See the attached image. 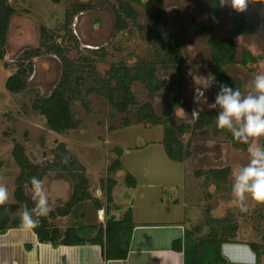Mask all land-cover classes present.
Segmentation results:
<instances>
[{
	"label": "rangeland",
	"instance_id": "1",
	"mask_svg": "<svg viewBox=\"0 0 264 264\" xmlns=\"http://www.w3.org/2000/svg\"><path fill=\"white\" fill-rule=\"evenodd\" d=\"M219 1L221 5L217 18L214 16L210 0L132 1L138 12L139 25L146 24L151 12L163 11L165 29L175 33L182 46L185 59L183 89L178 106L166 119L167 124L193 123L198 110H215L208 107L216 93L209 88L204 92L207 102L199 96V101L194 99L196 89L207 85L205 78L209 75L210 59L208 39L211 33H196L191 22L193 17L213 25V34L218 37L229 35L233 20H245L247 30L237 37L236 58L233 63L227 64L225 69L229 74L241 78V93L245 95L251 91L250 80L257 74H264V4L250 3L245 11L236 12L227 0H224V3ZM78 2L89 3L91 7L77 14L76 21L69 20L65 25L69 19L66 14H73L72 6ZM10 3L16 12L10 22L6 55L0 60V185L6 186L8 190V200L5 205L0 206V226L12 220L17 212L16 204L9 200L10 182L13 179L11 170L16 168L11 151L16 141L22 143L31 158L42 165L51 162L55 140L65 142L72 157L84 166L90 191L95 198L103 199L101 180L108 176L107 167L111 161L119 157L123 169L112 174L119 182L115 189L117 204L129 206L130 202L138 198V192L148 189L150 182H153L156 185L154 189L163 193L168 200L170 196H180V202L187 203L183 188L180 187L185 179V163L171 160L167 156L161 143L164 124L138 122L135 116L139 106L145 102L152 103L156 113L162 115L163 105L170 99L171 93L164 88L152 93L142 82L134 81L132 91L138 103L130 106L126 114L130 125L124 127L125 114L117 112L102 94L88 90L89 87L95 89L100 85L95 75L105 77L111 65L132 66L150 61L158 50L152 34L130 22L124 30L116 31L112 9L116 0H61L58 3L52 0H10ZM178 16L183 27L178 21ZM42 25L60 35L57 41L67 49V57L77 62L84 77L83 89L87 91L86 106L79 101L73 105L80 126L63 133L48 129L45 118L32 107L34 99L49 94L58 82L63 66L59 56L42 50L34 59L33 72L27 78L25 90L9 92L5 86L7 77L18 68L20 55L27 49L39 46ZM246 51H250L254 59L244 63ZM93 64L96 65L94 71ZM157 76L170 80L177 78L175 72L161 69L158 70ZM182 140L191 143L192 157L186 165L192 172L197 168L228 166L231 169L226 184L214 180L205 182L201 178L191 176L187 179V188L190 193L193 191L188 202L189 214H193L197 209L200 212L198 217L201 218L205 205L209 204L212 215L220 218L231 216L236 219L239 223L237 235L259 243L264 251V203L249 198L245 201L247 211L241 212L233 203L231 194L233 171L249 161L246 147L233 144L223 133L214 135L212 126L196 131L190 129L183 134ZM254 140L256 144L264 147V137ZM118 146L122 150L119 155L115 152ZM127 172L136 178L135 190L128 189L125 185ZM53 182L59 183L63 189L66 188L69 195L72 192V180L64 170L53 168L45 173V192L48 190L46 187ZM126 189L128 193H125ZM49 193L46 192L47 195ZM28 195L33 197L29 189ZM48 204L51 209L55 208L49 198ZM91 207L96 211V215H99L92 203L86 201L77 208L76 215L72 214L68 218L69 221L78 218L77 211H90ZM197 214L195 212V215ZM90 215L93 216L92 213ZM197 218L191 219V222H197Z\"/></svg>",
	"mask_w": 264,
	"mask_h": 264
},
{
	"label": "trees",
	"instance_id": "2",
	"mask_svg": "<svg viewBox=\"0 0 264 264\" xmlns=\"http://www.w3.org/2000/svg\"><path fill=\"white\" fill-rule=\"evenodd\" d=\"M55 3L61 0H52ZM133 0H116L112 5L114 13V28L116 31L124 30L129 22L141 30L147 29L156 41L157 49L150 61H143L134 65L114 64L106 71V76L95 75V79L100 83L97 88L89 87V91L95 90L102 94L117 112L125 114L123 125L128 126L130 120L126 114L130 106L137 105L138 101L132 91L134 81L142 82L149 92H156L164 88L171 93L162 110V115H158L154 106L150 102L140 105L135 116L138 122H146L151 125L164 124L162 144L167 156L174 161L186 163L192 157L191 143L183 141L185 132L201 130L207 126L213 127L214 135L223 133L233 143L246 147L233 139L228 130L217 129L215 124V110H198L197 117L193 123L167 124L166 119L173 114L179 104L183 89V67L185 59L182 53V46L176 38V34L168 31L164 27L163 11L151 12L145 25L137 23L138 12L134 7ZM217 18L220 13V1L210 0ZM257 4L259 2H256ZM91 5L89 3L78 2L73 4V14L67 13L69 19L65 25L80 12L86 11ZM16 9L10 0H0V60L6 55V40L10 28L12 16ZM181 24V18L178 16ZM196 33H211L208 39L210 59L208 62L209 74L215 76L217 82L227 83L242 91V80L227 72L225 66L233 63L236 58L237 37L243 35L247 30V23L243 19L232 21L230 33L227 36L218 37L214 26L201 22L196 18L191 20ZM181 27L183 25L181 24ZM55 31L46 26L40 27V44L36 48L25 50L19 57L18 68L7 77L5 86L9 92H21L27 88V78L33 72L34 59L39 56L42 50L59 56L63 62L60 78L49 94L38 96L34 99L32 107L44 118L48 129L57 133H63L76 129L80 126L73 105L76 101L86 106L85 97L87 91L83 89L84 77L80 73L77 62L71 61L67 57V49L62 43L57 41ZM244 63L254 56L250 51H246ZM7 68L8 65L6 64ZM96 65H92L95 70ZM173 71L177 74L175 80L159 78L158 70ZM98 76V77H97ZM218 83L213 84L209 89L213 92L218 90ZM56 145L52 150V160L47 165H42L34 161L28 153L26 147L15 142L11 157L19 169L15 178L14 197L23 208L32 209L35 201L26 194V190L31 189L28 183L32 176L43 180L45 173L53 168L64 170L72 180V192L66 202L51 210L46 217L40 218V224L33 229L40 241L57 244H78L85 242L98 243L102 245L104 256L108 259L124 258L127 255L128 244L133 227L132 210L127 207L120 217L110 214V210L117 209L113 205V189L118 184V180L112 174L123 169L119 157L111 161L107 167L108 176L101 180L102 198L93 197L89 188V179L85 173V168L77 159L72 157L67 145L63 141L55 140ZM119 147L115 148L116 154L121 153ZM231 169L228 166L221 168H197L193 171L196 178H201L205 182L217 181L226 184L230 176ZM125 185L129 188L136 187L137 181L134 175L127 172L124 179ZM90 201L96 209L105 207L107 217L104 222L96 225H85L72 223L68 226H59L51 222L58 216L75 215L76 209L84 202ZM21 220L16 219L15 225H20ZM204 230H206L204 232ZM239 231V223L231 216L216 217L211 213V206L205 205L202 219L199 223L186 230L183 239H176L173 247L184 252L186 264H227V260L221 254L223 242L234 241ZM250 247L256 253L258 259L263 258L264 251L260 244L249 242Z\"/></svg>",
	"mask_w": 264,
	"mask_h": 264
},
{
	"label": "crops",
	"instance_id": "3",
	"mask_svg": "<svg viewBox=\"0 0 264 264\" xmlns=\"http://www.w3.org/2000/svg\"><path fill=\"white\" fill-rule=\"evenodd\" d=\"M183 166L185 170L183 185H175L183 188L184 199L189 202L193 191L189 192L186 181L190 176L193 178L194 176L193 172L187 168L186 163ZM11 171L13 179L10 183L13 185H10L9 200L16 204L17 212L12 220H8L3 226H0V264H186L184 252L175 249L173 242L176 239H183L186 230L199 223L202 216L198 217L200 212L197 209L195 211L198 213L197 215L195 212L189 214L188 202H180V196H170V200H168L163 193L154 189L156 185L150 182L148 189L138 192V198L130 202L129 206H122L123 204H117L116 201L117 184L113 189V205L117 209L110 210V214L120 217L125 209L130 207L133 227L126 257L108 259L104 256L101 244L85 242L53 245L50 242L40 241L34 230L15 225L14 221L20 219L23 208L14 197L15 178L19 169L16 166ZM136 187L127 188L135 190ZM46 188H48L46 192H50L47 196L56 205H54L55 208L66 202L70 196L69 191L66 188L63 189L57 182L49 184ZM125 193H128L127 189ZM26 194L28 195V190H26ZM28 196L31 198L30 195ZM99 209H96L99 215H96V211H93L91 207L90 211H77L78 218L74 221L68 219L71 214L63 217L58 216L51 219V222L59 226H68L75 221L81 225H96L99 222H104L108 213L104 207L102 208L103 212H99ZM103 216L104 219H102ZM194 218H197V222H191V219ZM199 218L200 220H198ZM249 242L255 241L238 235L234 241L223 242L221 254L227 260V264H264V260L258 259Z\"/></svg>",
	"mask_w": 264,
	"mask_h": 264
},
{
	"label": "clouds",
	"instance_id": "4",
	"mask_svg": "<svg viewBox=\"0 0 264 264\" xmlns=\"http://www.w3.org/2000/svg\"><path fill=\"white\" fill-rule=\"evenodd\" d=\"M224 3V0H221ZM236 12H243L250 3L264 0H227ZM207 85L197 88L194 99L201 97L207 102L204 92L213 84L218 83V90L211 103L210 109L216 110V128L228 130L233 139L246 146L249 161L246 165L233 171L231 194L233 203L241 212H246L247 199L264 203V147L255 143L254 138L264 137V74L255 75L249 82L250 92L242 94L239 88L223 82H217L214 75L206 78ZM31 185L33 199L32 209L24 208L21 213L20 227L33 230L40 224V218L46 217L51 208L43 187V180L32 176L28 182ZM8 200L6 186L0 185V206Z\"/></svg>",
	"mask_w": 264,
	"mask_h": 264
},
{
	"label": "built area",
	"instance_id": "5",
	"mask_svg": "<svg viewBox=\"0 0 264 264\" xmlns=\"http://www.w3.org/2000/svg\"><path fill=\"white\" fill-rule=\"evenodd\" d=\"M77 16H75L76 18ZM74 18V21H76V19ZM99 212H103V209H99Z\"/></svg>",
	"mask_w": 264,
	"mask_h": 264
}]
</instances>
